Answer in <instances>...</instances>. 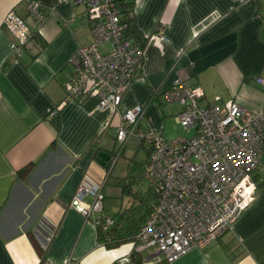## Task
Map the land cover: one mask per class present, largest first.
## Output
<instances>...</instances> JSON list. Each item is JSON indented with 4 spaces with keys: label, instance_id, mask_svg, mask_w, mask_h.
<instances>
[{
    "label": "crops",
    "instance_id": "0c3cea01",
    "mask_svg": "<svg viewBox=\"0 0 264 264\" xmlns=\"http://www.w3.org/2000/svg\"><path fill=\"white\" fill-rule=\"evenodd\" d=\"M25 1L0 0V264H120L130 259L134 241L105 247L97 227L70 205L80 183L89 189L100 184L105 195L107 162L101 166L95 159L100 150L111 152L119 122L117 113L95 107L94 99L63 101L64 84L75 68L72 57L92 42L90 22L81 5L36 0L46 11L37 22ZM123 1L133 11L131 25L144 40L145 55L121 108L144 105L154 89H167L176 74H184L188 85L203 89L209 104L208 97L218 94L221 102L233 99L250 110L264 109V87L254 81L264 75V0ZM9 11L28 26L29 43L19 54L12 53L14 37L3 25ZM158 26L167 41L155 36ZM154 97L146 117L161 131L162 98ZM29 164L20 177L18 171ZM252 176L255 197L222 236L169 264H264V169ZM84 197L88 204L93 200ZM130 202L124 206L125 225L135 221L129 212L138 201ZM104 207L103 198L101 208L111 215ZM39 227L55 229L46 249L35 242ZM149 254L130 261L168 264Z\"/></svg>",
    "mask_w": 264,
    "mask_h": 264
},
{
    "label": "built area",
    "instance_id": "2783aa9c",
    "mask_svg": "<svg viewBox=\"0 0 264 264\" xmlns=\"http://www.w3.org/2000/svg\"><path fill=\"white\" fill-rule=\"evenodd\" d=\"M62 1L84 7L92 34V42L79 47L72 57L75 68L64 84L63 101L89 98L95 100L97 108L110 107L119 115L115 142L121 145L135 135L148 148L142 175L155 198L137 230L133 251L149 252L152 259L169 264L193 248L212 244L255 197L257 185L252 174L264 169V109L250 110L233 99L221 102L219 96L209 104L200 86L188 85L186 75L176 74L167 89L157 88L154 93L180 105L175 120L194 134L163 138L147 121L146 106L121 108L122 97L143 64L145 43L130 37V23L121 13L119 1ZM24 4L37 22L43 20L46 11L38 1L26 0ZM3 25L14 37L10 42L12 53L19 54L30 38L25 20L9 11ZM156 32L159 40L167 41L161 26ZM254 81L264 87V75ZM61 106L51 112L52 116ZM87 194L93 196L90 204L84 201ZM103 195L102 185L89 189L80 183L70 205L106 230L115 220L101 208ZM54 232L40 227L35 230L43 249L49 246ZM120 264L133 263L123 258Z\"/></svg>",
    "mask_w": 264,
    "mask_h": 264
},
{
    "label": "rangeland",
    "instance_id": "374dc122",
    "mask_svg": "<svg viewBox=\"0 0 264 264\" xmlns=\"http://www.w3.org/2000/svg\"><path fill=\"white\" fill-rule=\"evenodd\" d=\"M107 46H102L101 49L105 50ZM215 95L212 98L208 97L210 104L215 103ZM211 98V99H210ZM157 106V105H155ZM180 105L178 103H168L161 100V106L157 107L158 115L163 119L161 123V131H157L156 133H160L165 139H172L175 137H191L194 132L192 129H186L182 125L176 122L175 117L180 111ZM119 143L115 142L114 144V135L110 138V146L109 150L114 151L117 154V157L114 158V164L112 165V169L109 174V181L106 183V188L104 190V208L111 215L115 214L125 207L128 208L131 204V196L122 194L121 189L126 181L127 177L131 174L140 173L139 165L143 163L147 156V147L145 144H140V139L133 135L126 140L124 143V149H119ZM136 185L135 188L139 191L145 192L148 189V182L144 178L136 177L134 179ZM144 204L137 203L130 210V218L135 216L139 217L145 210ZM125 206V207H124ZM146 252V251H145Z\"/></svg>",
    "mask_w": 264,
    "mask_h": 264
},
{
    "label": "trees",
    "instance_id": "16d2710c",
    "mask_svg": "<svg viewBox=\"0 0 264 264\" xmlns=\"http://www.w3.org/2000/svg\"><path fill=\"white\" fill-rule=\"evenodd\" d=\"M119 1V6H120V9H121V13H123L125 15V17H127V20L129 21V25H130V28L128 30L129 34H130V37H137L135 38L137 41L143 43L144 40H141L140 41V37L138 35V32L135 30V27H133L131 25V21H132V9L130 8H127V3H124L123 0H117ZM130 7V6H129ZM155 89L153 90V93L151 94L149 100L143 105V106H146V108L148 107V105L151 103V102H154L156 101V97L155 96ZM158 105L161 106V102L158 101ZM57 114L56 115H53L52 116V119H56L57 117ZM57 121V120H56ZM57 124H55V127L57 128ZM144 142L142 140H140V144H143ZM123 144H119V149H123ZM147 147V146H146ZM147 151H148V148H147ZM111 153V158L110 160L107 161V170L109 171L108 174H110V170L112 169V165L114 164V158L117 157V154L116 152H110ZM148 156V154H147ZM147 159V158H146ZM146 159L143 163H141L139 165V171L140 173H137V174H131V177L128 176L126 181L124 182L123 186H122V191L123 193L127 194V195H130L132 197V199H136L138 201V203H141V204H144L143 206H145V210L142 214L139 215V217H135V221L133 220L132 224H126L125 225V221H126V218H127V209H123L115 214L112 215L113 217V220H115L114 222V225L109 227L108 229L106 230H103L101 227H97V236H98V240L100 243H102L105 247H108V248H113V247H117L119 245H121L122 243H125V242H129V241H136V236L138 234V231L137 229H139L141 223L143 222L144 220V216L146 214V212L149 211L150 209V205H152V202L154 201V198H155V195L153 194V191L152 189L148 186V189L147 191L141 193V194H138V192L135 190V181L134 179L136 177H140V178H143V175H142V169L144 167V164L146 162ZM30 167L31 165H27L23 168H21L19 171H18V175L20 177H23L25 176L29 170H30ZM35 242L37 244V246L39 247H42L41 244L39 243L38 239L36 238L35 239ZM43 249V248H41ZM130 256V260L132 261H139L140 260V257L137 255V253L135 252H131V254H129Z\"/></svg>",
    "mask_w": 264,
    "mask_h": 264
},
{
    "label": "water",
    "instance_id": "95a60500",
    "mask_svg": "<svg viewBox=\"0 0 264 264\" xmlns=\"http://www.w3.org/2000/svg\"><path fill=\"white\" fill-rule=\"evenodd\" d=\"M111 154L108 151H98L96 155L97 163L101 166H104L108 160H110Z\"/></svg>",
    "mask_w": 264,
    "mask_h": 264
}]
</instances>
